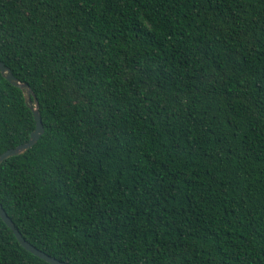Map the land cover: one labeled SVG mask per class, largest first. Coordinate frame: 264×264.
<instances>
[{
	"label": "trees",
	"instance_id": "trees-1",
	"mask_svg": "<svg viewBox=\"0 0 264 264\" xmlns=\"http://www.w3.org/2000/svg\"><path fill=\"white\" fill-rule=\"evenodd\" d=\"M44 129L0 205L68 264H264V0H0ZM33 100V98H32ZM35 123L0 73V154ZM0 264H50L0 218Z\"/></svg>",
	"mask_w": 264,
	"mask_h": 264
},
{
	"label": "water",
	"instance_id": "water-1",
	"mask_svg": "<svg viewBox=\"0 0 264 264\" xmlns=\"http://www.w3.org/2000/svg\"><path fill=\"white\" fill-rule=\"evenodd\" d=\"M0 73L2 77L7 80L11 85L14 87H17L23 92L24 95V101L25 104L29 107V109L32 111L35 127L34 130L31 132L29 139L26 143H23L21 145L16 146L15 148H11L0 154V163H2L4 160L8 159L12 156H18L20 154H23L25 151L30 149L40 138V136L43 134L44 129L41 123V118L38 112V104L37 100L26 83L19 82L11 73L10 69L4 65L3 62L0 61ZM33 98V100H32ZM0 218L2 221L7 225V227L13 232L16 240L20 243V245L33 254L34 256L44 260L47 263L50 264H68L62 261H59L44 252L38 250L36 247L32 246L30 243H28L24 238L21 236V234L18 232V230L15 228L14 224L12 223L11 219L6 215L4 212L2 206L0 205Z\"/></svg>",
	"mask_w": 264,
	"mask_h": 264
}]
</instances>
